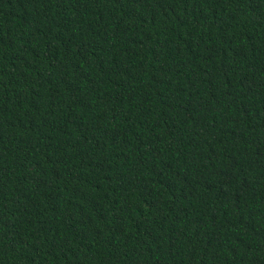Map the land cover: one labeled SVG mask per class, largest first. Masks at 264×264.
<instances>
[{
	"label": "trees",
	"instance_id": "obj_1",
	"mask_svg": "<svg viewBox=\"0 0 264 264\" xmlns=\"http://www.w3.org/2000/svg\"><path fill=\"white\" fill-rule=\"evenodd\" d=\"M0 264H264V0H0Z\"/></svg>",
	"mask_w": 264,
	"mask_h": 264
}]
</instances>
